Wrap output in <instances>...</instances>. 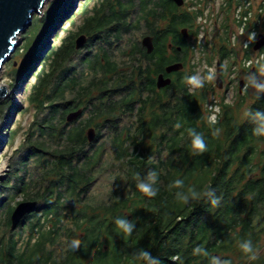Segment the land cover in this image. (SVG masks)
I'll list each match as a JSON object with an SVG mask.
<instances>
[{
	"label": "trees",
	"instance_id": "16d2710c",
	"mask_svg": "<svg viewBox=\"0 0 264 264\" xmlns=\"http://www.w3.org/2000/svg\"><path fill=\"white\" fill-rule=\"evenodd\" d=\"M71 2L55 0L50 6L39 47L25 57V72L35 66ZM225 2L220 9L226 14L223 25L229 39L228 19L242 2ZM100 5L81 10L85 17L79 31L90 35L88 44H110L111 38L144 25L155 48L148 53L135 41L122 50L120 65L100 44L102 52L79 62L87 72L72 64L74 35L47 55L49 69L39 74L31 96L37 112L43 113L36 124L39 137L30 135L32 143L20 161L24 174H18L23 169L17 167L19 184L11 186L38 205L13 229L14 207L5 204L0 264H264V135H254L261 124L256 113H264V89L257 91L243 119L222 96L214 102L220 107L218 123L210 125L213 110L207 100L216 83L205 81L201 89H190L195 69L185 67L191 43L181 33L187 28L197 37L204 7L183 8L172 0H103ZM134 9L137 25L131 21ZM250 11L252 5L241 14ZM234 20L238 26L243 21ZM252 30L264 34V1L248 19L246 35ZM226 41H219L209 60L218 58L221 69L237 53ZM170 43L182 49L174 47L175 54H170ZM253 52L250 46L243 58ZM177 61L184 68L165 73V66ZM252 65L254 71L264 69V58ZM161 72L172 76V82L158 88ZM77 108L87 117L68 122L67 114ZM91 126L97 130L93 141L86 135ZM217 129L219 134L213 135ZM189 130L202 135L206 152L192 149ZM109 153L111 160L106 159ZM29 161L37 171L25 180ZM104 166L113 176L112 188L106 200L91 203L88 194ZM149 182L158 189L152 198L137 187ZM5 201L0 200V212ZM118 219L134 225L130 235L117 227ZM73 240H79L74 250Z\"/></svg>",
	"mask_w": 264,
	"mask_h": 264
},
{
	"label": "rangeland",
	"instance_id": "374dc122",
	"mask_svg": "<svg viewBox=\"0 0 264 264\" xmlns=\"http://www.w3.org/2000/svg\"><path fill=\"white\" fill-rule=\"evenodd\" d=\"M54 1L55 0H48L41 9V13L34 14L32 25L25 32L18 35L17 40L19 42V46L12 54L10 60L5 63L0 74V86H5L7 89V93L2 99H0V102L2 103V106L0 107V200L2 198L6 200L3 204V208L1 209L2 212H0V230H3L5 227L4 216L8 210L5 204L15 207L21 201L30 200L25 199L26 196L22 192L15 193V189H11V186L19 184L16 182V168L20 166L21 159L26 156L27 150L32 143V136L34 135V139L39 137L36 124L43 116V113L40 114L37 112L35 103L31 101V96L34 91V86L38 82L39 74L43 70L46 71L49 69L50 59H47L46 57L52 49H56L58 46L62 45L68 37L73 35L74 38H71V40L74 41V44L77 37L81 34H85L87 36L86 43H89L90 35L79 31L80 26L83 23V18L85 17L81 10L84 7H86L87 10L89 9V11L93 10L95 7H100V4L103 2V0H72L70 5L67 6L70 10L66 17L55 23L56 28L49 34L46 45L45 47L43 46L44 48L41 50L40 58L36 61L35 66L32 67L30 71L25 72L23 69L25 57L28 52L31 53L32 49H34V52L37 49V46L39 45L37 43V39L40 33L46 28V23L43 19H45L46 14ZM120 1L124 2L126 0ZM135 1L137 2L138 0ZM263 1L264 0H252V14H255V10ZM222 3L223 0H186L185 4L181 6L183 8L191 9H196V6H200L204 7V10H206L204 11L205 14L201 15L198 19V22L202 25V29L197 37L191 36L189 31H187V40L191 43L192 51L191 60L185 69L188 70L191 66H193L195 69L193 77L203 80V85L205 81L211 85L213 82L215 83L217 63L219 59H212V63H210L209 60L211 55L213 56L215 54V51L213 53V50H215L214 48L219 45V41L221 42L222 39L225 41L227 40L226 42L228 45L234 48L237 53L232 55L234 58H227L225 61L224 68L221 69V75L224 80L223 87L218 88L215 86V93L210 92L208 94L207 101H209V104H207V106L212 109L216 115L218 113L216 110H220V107L215 105L214 102H220L221 97L225 96V102L232 105L236 109V114L239 119H243L249 104L253 101L258 91L256 85L261 84L264 73L260 69L254 71V68L252 69L253 65H247V59L243 58L244 50L246 48L244 44V37L240 36V28L238 29L237 20H234L238 18L236 12L237 10H233L231 19H228L227 24L232 27L229 29L232 33H230L229 39H227L225 32L226 29L223 25L226 23V14L221 13L220 9ZM134 10L136 11H131V21L137 25L136 23L139 13H137V9ZM75 15L76 18L74 21H71V18ZM146 34L148 33H146L144 25H141L140 29H130L128 33L120 38H111L110 44L98 43L100 42L98 41L97 43H93L94 45L90 43L89 45H85L79 49L75 48L77 52L73 56L72 64L76 66L78 71L84 70V72H87L88 70L86 65L79 64L81 58L86 55L88 57H93L96 53L102 52L101 49H99V46L100 44H103L102 46H104V49L109 51L111 56H113V58L119 62L120 65H122L124 60L121 55L122 50L128 48L129 45L135 41H139L141 43V39ZM257 34H260V31H258ZM254 45L255 43L252 46ZM170 54H175V52L170 50ZM258 56H260L258 51L254 50L252 57L257 59L256 57ZM261 60L262 59L260 58V61ZM260 61H254L253 64ZM233 62L234 64L232 66L231 64ZM209 69H212L215 73L212 81L207 80ZM253 78V83H251V85H247L246 81ZM241 80H244V84L242 90L240 91ZM189 86L191 90H199L202 88H197L191 83H189ZM240 102H242V104L238 105ZM87 115L88 113L84 112L78 122L87 117ZM91 127L95 128L94 126ZM31 134L33 135L30 137ZM106 159L111 160L110 153ZM26 166L28 173L25 175V180H28L33 170H37L33 167V163H30V161ZM20 168L23 170H20V172L18 170V174L23 175L24 166L21 165ZM108 171H110V168L104 166L98 172V179L87 197L89 202L97 203L107 199V195L111 190L113 183V176ZM5 182L9 183L8 188L2 187ZM16 230H19V227Z\"/></svg>",
	"mask_w": 264,
	"mask_h": 264
},
{
	"label": "water",
	"instance_id": "95a60500",
	"mask_svg": "<svg viewBox=\"0 0 264 264\" xmlns=\"http://www.w3.org/2000/svg\"><path fill=\"white\" fill-rule=\"evenodd\" d=\"M48 0H0V74L4 65L10 60L12 54L19 46L17 40L18 35L25 32L33 23V17L35 13L40 14L41 9ZM176 5L183 6L185 0H172ZM187 28H182L181 33L187 37ZM87 42V36L81 34L75 40V48L79 49L83 47ZM141 44L146 48L148 53H152L154 45V37L151 34H146L141 39ZM264 47V34L260 33L257 36L254 50H260ZM184 68L183 62H173L167 64L164 68L165 73L171 74ZM164 72L157 75L156 84L158 88H163L171 84L172 77L166 76ZM216 86L218 88L223 87V77L221 75V63H217L216 71ZM244 80L240 81V91L243 88ZM7 93L5 86H0V99ZM82 114V109L71 111L67 114L66 119L68 122H72ZM96 129L90 127L87 130V138L89 141H93L96 137ZM38 205L37 200H24L19 202L13 209L10 221L11 228H16L23 218L36 209Z\"/></svg>",
	"mask_w": 264,
	"mask_h": 264
},
{
	"label": "clouds",
	"instance_id": "9594fccd",
	"mask_svg": "<svg viewBox=\"0 0 264 264\" xmlns=\"http://www.w3.org/2000/svg\"><path fill=\"white\" fill-rule=\"evenodd\" d=\"M241 35H244V30L241 29L240 32ZM257 34L255 32H250L248 33L247 41L254 43L256 41ZM248 43H245V46H247ZM264 70V69H262ZM215 73L212 69H209V74L207 75V80L212 81L214 79ZM189 83L194 85L195 87L199 88L202 87L203 85V80L197 79L196 77H192L189 80ZM258 90L264 89V85H256ZM219 112V109L216 110ZM256 115L260 118L261 124L258 129L254 131V135L256 136H261L264 135V113L257 112ZM208 123L210 125H216L218 123V117L214 114L209 117ZM219 130L217 129L213 135H218ZM189 135L192 136L191 140V146L193 150H196L198 152H206L207 149V144L203 141L202 135L195 134L191 130H189ZM177 186H180L181 181H176L175 182ZM138 189L146 196L152 198L155 197L158 194V189L153 187V182L149 183H140L138 184ZM195 196V193H193ZM184 203H187V197H184ZM215 203V201L213 202ZM116 225L119 229H121L126 235H130L133 229V224L123 220V219H118L116 220ZM79 245V240H73L71 243V247L73 250ZM245 251H250V248L247 245L242 246ZM144 256L150 259V254L149 253H144ZM254 258V257H253ZM227 264V262H226Z\"/></svg>",
	"mask_w": 264,
	"mask_h": 264
},
{
	"label": "built area",
	"instance_id": "2783aa9c",
	"mask_svg": "<svg viewBox=\"0 0 264 264\" xmlns=\"http://www.w3.org/2000/svg\"><path fill=\"white\" fill-rule=\"evenodd\" d=\"M241 4L239 5V7L236 9L237 11V17H238V21L239 20H243L242 22H241V24L238 26V29L240 28V32H241V29H243L244 30V35H241L240 34V36H243L244 37V44L245 43H248L247 44V46H245V48L247 49V47L249 48L250 46H252L254 43H252V42H248L247 41V37H248V35H246V26H247V22H248V19L252 16V11H250L249 12V14L247 15V16H242V10L244 9V8H247V7H249V6H251L253 3H252V0H241ZM222 4H226V2H225V0H223V3ZM262 10V9H261ZM206 11V10H205ZM204 14H205V12H204ZM251 32H255L256 34H257V30H252ZM258 35V34H257ZM254 47V46H253ZM260 56H258V57H256L257 59H255L254 57H251V58H249V59H247V65H251V64H253V62L254 61H260V58L261 59H263L264 58V54L263 53H261V54H259ZM212 115H214V112L212 113ZM211 115V116H212ZM216 116H217V114H216Z\"/></svg>",
	"mask_w": 264,
	"mask_h": 264
},
{
	"label": "flooded vegetation",
	"instance_id": "af4514ba",
	"mask_svg": "<svg viewBox=\"0 0 264 264\" xmlns=\"http://www.w3.org/2000/svg\"><path fill=\"white\" fill-rule=\"evenodd\" d=\"M186 1V0H185ZM185 37V36H184ZM185 38H187V37H185ZM85 45H89L88 43H86ZM84 45V46H85ZM142 45V44H141ZM143 46V45H142ZM144 47V46H143ZM168 47H169V50H172V51H174V47H176V48H178V50L180 51L182 48H181V46H178V45H174V44H172V43H170L169 45H168ZM145 48V47H144ZM146 49V48H145ZM147 51V50H146ZM257 51H259V50H257ZM178 62V61H177ZM179 62H181V61H179ZM166 76H170V75H166ZM172 77V76H171ZM77 109H82V114L77 118V119H75V120H73L72 122H74V121H78L82 116H83V114H84V110H83V108H77ZM77 109H74V110H77ZM74 110H72V111H74ZM71 112V111H70Z\"/></svg>",
	"mask_w": 264,
	"mask_h": 264
}]
</instances>
